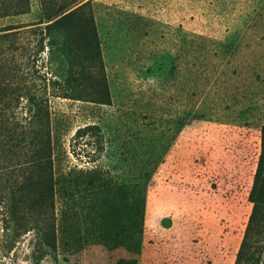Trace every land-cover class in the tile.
Masks as SVG:
<instances>
[{
    "label": "rangeland",
    "instance_id": "obj_1",
    "mask_svg": "<svg viewBox=\"0 0 264 264\" xmlns=\"http://www.w3.org/2000/svg\"><path fill=\"white\" fill-rule=\"evenodd\" d=\"M81 6L69 36L48 34ZM4 34L20 88L15 144L0 135L14 148L0 154V264H235L262 150L264 0H29L0 17ZM88 125L100 131L77 144ZM45 139L54 246L8 223L12 181Z\"/></svg>",
    "mask_w": 264,
    "mask_h": 264
},
{
    "label": "trees",
    "instance_id": "obj_2",
    "mask_svg": "<svg viewBox=\"0 0 264 264\" xmlns=\"http://www.w3.org/2000/svg\"><path fill=\"white\" fill-rule=\"evenodd\" d=\"M82 8L83 6L48 25V34L60 32L64 34V38L69 36L67 26ZM28 9L29 0H0V17L25 14L28 12ZM14 35H0V135L5 134L8 137L7 141L10 142L9 145L15 144L13 140L16 137L7 131L8 118L6 116V103L8 100L6 98L11 93L19 92L20 85L18 83L20 81H18L19 77H17L16 73L11 75L6 73V64H9V68L12 71L18 67L14 58L7 62L8 49L5 45L6 40ZM50 42L53 44L55 42L54 38ZM65 98L69 97L65 95ZM43 131L45 132L44 127ZM93 131L100 130L95 125L80 128L76 131L74 140H77L78 144L79 140ZM261 141V155L249 195V201L253 204V209L235 264H264V124L261 130ZM49 148L48 139L41 140L40 149L44 154H39L40 161H36V164H33L35 160H30L29 163L32 164L33 170L30 171L29 167L25 169L21 181H17L16 178L13 179L11 187L9 188L8 212L10 217L8 223L12 224L14 231L18 229L23 231V233H27L35 230L40 244L44 243L48 246H54L56 218L50 159L46 154ZM12 150L14 148L1 149L0 154ZM37 153L38 146H36L35 151V154ZM38 168L41 172L39 177L36 174ZM21 212L23 216L20 217ZM26 214H30L31 216H26ZM62 243L65 246L69 245V241L63 239Z\"/></svg>",
    "mask_w": 264,
    "mask_h": 264
}]
</instances>
